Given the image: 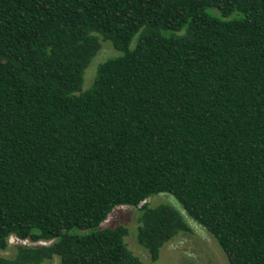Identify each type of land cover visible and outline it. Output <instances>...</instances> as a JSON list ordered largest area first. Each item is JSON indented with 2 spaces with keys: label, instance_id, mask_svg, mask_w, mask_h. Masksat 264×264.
I'll list each match as a JSON object with an SVG mask.
<instances>
[{
  "label": "trees",
  "instance_id": "obj_1",
  "mask_svg": "<svg viewBox=\"0 0 264 264\" xmlns=\"http://www.w3.org/2000/svg\"><path fill=\"white\" fill-rule=\"evenodd\" d=\"M108 43L84 88L85 72ZM264 264V0H0V264L156 262L191 232Z\"/></svg>",
  "mask_w": 264,
  "mask_h": 264
},
{
  "label": "rangeland",
  "instance_id": "obj_2",
  "mask_svg": "<svg viewBox=\"0 0 264 264\" xmlns=\"http://www.w3.org/2000/svg\"><path fill=\"white\" fill-rule=\"evenodd\" d=\"M117 52L108 43H103L100 50L92 60L85 72L86 88L92 81L96 66L108 57L116 55ZM150 206L158 204H170L179 210L191 228L190 233L178 235L165 244L156 262H151L147 252L137 244L135 233L138 226L139 210L133 207H116L107 219L101 224L102 228H111L122 225L128 229L125 239L129 250L139 257L143 264H229L217 245L215 239L201 226L185 215L177 201L169 194L155 195L145 201ZM34 245L27 241H19L14 237L8 239L5 251H0L2 256H11L12 248L15 245ZM46 264H58L54 258Z\"/></svg>",
  "mask_w": 264,
  "mask_h": 264
}]
</instances>
